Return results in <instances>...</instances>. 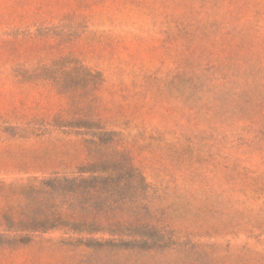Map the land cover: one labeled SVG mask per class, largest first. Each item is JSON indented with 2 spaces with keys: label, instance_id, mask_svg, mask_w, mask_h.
Segmentation results:
<instances>
[{
  "label": "rangeland",
  "instance_id": "rangeland-1",
  "mask_svg": "<svg viewBox=\"0 0 264 264\" xmlns=\"http://www.w3.org/2000/svg\"><path fill=\"white\" fill-rule=\"evenodd\" d=\"M68 56L102 76L86 106L57 90ZM59 113L128 149L146 220L178 243L159 262L264 264V0H0V177L77 170L87 136ZM0 264L64 259L32 244Z\"/></svg>",
  "mask_w": 264,
  "mask_h": 264
},
{
  "label": "trees",
  "instance_id": "trees-1",
  "mask_svg": "<svg viewBox=\"0 0 264 264\" xmlns=\"http://www.w3.org/2000/svg\"><path fill=\"white\" fill-rule=\"evenodd\" d=\"M62 70L58 92L71 107L86 106L87 91L100 88L101 74L72 56ZM94 115L90 122H65L59 113L49 123L84 130L85 158L77 170L0 177V253L37 244L60 251L64 264H165L156 250L178 243L146 220L145 178L121 140ZM22 131L33 130L25 125Z\"/></svg>",
  "mask_w": 264,
  "mask_h": 264
}]
</instances>
